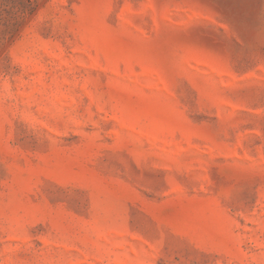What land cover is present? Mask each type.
<instances>
[{
    "label": "rangeland",
    "instance_id": "rangeland-1",
    "mask_svg": "<svg viewBox=\"0 0 264 264\" xmlns=\"http://www.w3.org/2000/svg\"><path fill=\"white\" fill-rule=\"evenodd\" d=\"M0 264H264V0H0Z\"/></svg>",
    "mask_w": 264,
    "mask_h": 264
}]
</instances>
